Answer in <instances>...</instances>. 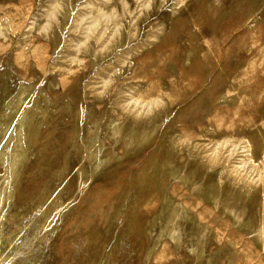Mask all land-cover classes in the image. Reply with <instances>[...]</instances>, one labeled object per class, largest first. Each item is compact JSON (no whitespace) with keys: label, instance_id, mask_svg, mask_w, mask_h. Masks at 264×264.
Segmentation results:
<instances>
[{"label":"rangeland","instance_id":"obj_1","mask_svg":"<svg viewBox=\"0 0 264 264\" xmlns=\"http://www.w3.org/2000/svg\"><path fill=\"white\" fill-rule=\"evenodd\" d=\"M0 264H264V0H0Z\"/></svg>","mask_w":264,"mask_h":264},{"label":"bare ground","instance_id":"obj_2","mask_svg":"<svg viewBox=\"0 0 264 264\" xmlns=\"http://www.w3.org/2000/svg\"><path fill=\"white\" fill-rule=\"evenodd\" d=\"M98 1L105 2L107 0H98ZM141 1H143V0H141ZM102 20H105L103 13L98 15L95 19H93L91 21H87L86 24L88 26L92 27V31H98L99 30V35L102 36L104 34L103 25H101ZM107 74L108 73L102 74L103 81L105 80L106 83L109 81V77H106ZM131 97L132 98H131L130 102H133L134 108L136 109L137 106L140 107V105L135 101L133 96H131ZM136 110L140 111L141 107L136 109ZM240 148H243V147H240ZM235 149H236L235 143L230 142V141H223L221 143L214 144L212 146V148H211L213 154L217 155V154H220V153H225L227 156H232L234 154ZM214 157H217V156H214ZM234 166H237L236 167L237 169H239L241 166H248L247 158L246 157H242L239 161L236 162V164H234Z\"/></svg>","mask_w":264,"mask_h":264}]
</instances>
